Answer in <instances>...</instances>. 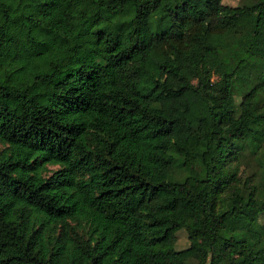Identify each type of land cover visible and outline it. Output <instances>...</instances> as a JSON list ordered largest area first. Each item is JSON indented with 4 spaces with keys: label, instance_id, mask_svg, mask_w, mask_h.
I'll return each mask as SVG.
<instances>
[{
    "label": "trees",
    "instance_id": "16d2710c",
    "mask_svg": "<svg viewBox=\"0 0 264 264\" xmlns=\"http://www.w3.org/2000/svg\"><path fill=\"white\" fill-rule=\"evenodd\" d=\"M0 145V264H264V0H0Z\"/></svg>",
    "mask_w": 264,
    "mask_h": 264
},
{
    "label": "rangeland",
    "instance_id": "374dc122",
    "mask_svg": "<svg viewBox=\"0 0 264 264\" xmlns=\"http://www.w3.org/2000/svg\"><path fill=\"white\" fill-rule=\"evenodd\" d=\"M246 1L247 0H222V4L227 5V6H235V5H240ZM210 63L215 72L214 74L219 73L220 70L218 68L217 61L215 60L213 56L210 58ZM215 77L216 75L213 78ZM56 168H57V165L47 164L46 165L47 171L45 172V176L51 173V171L55 170ZM262 168H263V162L261 160L254 159V157L252 156L248 157L244 155L243 158L241 159V164L239 165V168H238L239 170H238L237 177L239 178V182H242L244 179L253 180L254 178H257L260 175V171ZM259 222L264 224V214H260ZM175 235H176V242H175L174 248L176 250L185 249L188 245L185 231L183 229H179L176 231ZM187 262L188 264H193L192 259L188 258Z\"/></svg>",
    "mask_w": 264,
    "mask_h": 264
}]
</instances>
